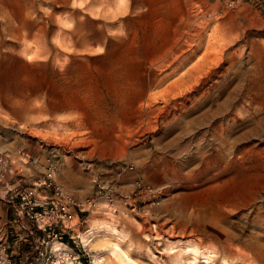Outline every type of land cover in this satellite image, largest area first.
<instances>
[{"label": "rangeland", "instance_id": "374dc122", "mask_svg": "<svg viewBox=\"0 0 264 264\" xmlns=\"http://www.w3.org/2000/svg\"><path fill=\"white\" fill-rule=\"evenodd\" d=\"M0 264H264V0H0Z\"/></svg>", "mask_w": 264, "mask_h": 264}, {"label": "built area", "instance_id": "2783aa9c", "mask_svg": "<svg viewBox=\"0 0 264 264\" xmlns=\"http://www.w3.org/2000/svg\"><path fill=\"white\" fill-rule=\"evenodd\" d=\"M57 172V163L50 162L45 168V176L42 185L51 186L54 190V197L48 211L36 214L34 217L39 222H62L67 230H72L74 225V210L81 206L70 195L56 184H53ZM51 225V224H50Z\"/></svg>", "mask_w": 264, "mask_h": 264}, {"label": "bare ground", "instance_id": "6f19581e", "mask_svg": "<svg viewBox=\"0 0 264 264\" xmlns=\"http://www.w3.org/2000/svg\"><path fill=\"white\" fill-rule=\"evenodd\" d=\"M190 6V5H189ZM189 10V9H188ZM189 12V11H188Z\"/></svg>", "mask_w": 264, "mask_h": 264}]
</instances>
